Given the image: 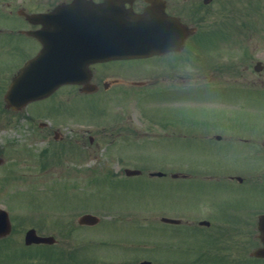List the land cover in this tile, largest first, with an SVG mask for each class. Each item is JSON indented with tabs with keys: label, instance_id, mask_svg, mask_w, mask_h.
Listing matches in <instances>:
<instances>
[{
	"label": "rangeland",
	"instance_id": "rangeland-1",
	"mask_svg": "<svg viewBox=\"0 0 264 264\" xmlns=\"http://www.w3.org/2000/svg\"><path fill=\"white\" fill-rule=\"evenodd\" d=\"M168 1L183 22L197 25L195 37L170 65L161 57L96 65L93 79L99 87L94 94L62 87L46 105L30 103L26 111L6 109L2 94L15 69L37 52L38 41L19 30L0 33V154H6L0 166V205L11 207L17 218L13 241L0 246V264H73L55 261L64 257L62 250L75 251L78 258L92 255L110 261L129 252L163 264L164 258L182 253L183 264H264L248 257L258 246L253 208H264V183L255 181L264 180V163L257 161L263 158L249 157L251 150L235 139L264 130V70L253 69L256 60L264 64V0H212L209 5L203 0ZM4 19L1 16L0 27L10 28ZM165 69L177 75L187 71L190 79L191 72L196 73L184 80L189 84L208 78L210 83L201 89L176 83L180 95H175L170 80L161 77ZM115 78L120 83L113 85ZM136 79L149 84L131 85ZM153 80L157 83L151 84ZM104 81L109 87L105 90ZM256 86L260 91H254ZM61 102L67 107L52 104ZM215 133L222 137L214 139ZM64 147L67 151L55 166L50 150ZM42 150L47 151L38 153ZM44 163L49 165L42 170ZM130 166H142L146 172L185 170L192 176L150 177L144 172L125 179L121 170ZM228 174L242 180L237 183ZM220 206L227 210L224 237L215 229L211 236L194 225L159 219L164 211L179 212L181 218L218 219L210 212ZM114 209L120 211L119 220L113 217ZM57 210L72 223H62ZM80 210H93L102 222L80 227L74 222ZM32 224L58 238L54 247L31 248L47 257L35 262L21 257L31 249L16 242ZM222 238L230 242L225 251L193 259L199 247L224 243ZM89 240H94L92 245L80 249ZM46 250L55 252L48 257Z\"/></svg>",
	"mask_w": 264,
	"mask_h": 264
},
{
	"label": "water",
	"instance_id": "water-1",
	"mask_svg": "<svg viewBox=\"0 0 264 264\" xmlns=\"http://www.w3.org/2000/svg\"><path fill=\"white\" fill-rule=\"evenodd\" d=\"M151 1L153 2V7H151L150 10L145 11L144 14L141 15L129 13L128 11H124V9L119 11L116 9L112 11V24L110 25L111 27H113L114 32L113 35H109V39H111L109 43H113L114 46L113 48L111 47L112 49L110 51H107L108 47L98 48L99 46L107 44V41L104 38H99L95 43L96 49H93L92 53L87 52L85 48H81L80 50L76 47L75 52H77V54L75 55V59L70 58L69 62L66 60L67 58L65 57V55L69 54V51L64 49V47L69 46V44L72 42H76V40L73 39L74 36H69V34H71V32H74V35H76L77 33L85 31V29L91 30L85 27L84 23H90V19H92V16H99L98 14L100 13L102 8L101 5H82L83 8L79 9H82L83 12H79V14H77L78 10L77 12H74L73 9H68L67 11V9L63 8L64 6H60L57 7V9L50 14H38L36 17L31 16L30 19L34 22L44 21L48 24L43 27L44 29H42V32H36L38 39L41 40L43 45L41 49L42 53L39 54L35 59L30 60L27 63V66L20 71V74H18L13 81V84L17 86V88L15 89V96H18L17 98H15L14 101H17L18 103H23L29 98L34 97V95H37V92L44 88V86H48L50 85V83L60 82L61 80L65 79L63 77L68 75L66 74L68 71H66V69L64 68L65 63H69V71H72L73 73L75 69L81 68L83 66V63L92 61V59L95 58L94 55H102L104 53L106 55L109 54V56L111 57H124L129 55H135L136 52L142 51L143 47L140 46L136 41L137 38L139 39L137 32L130 31V27L131 25H133L134 22L140 21L144 24H148L150 22L158 23L157 20H160L162 21V25L165 24V29H167V26H171L175 29L177 33V44L181 43L183 38L188 34V29L186 28V26L180 24L178 21L168 16H165L162 10H158L156 6V1ZM111 5V8H113L114 5L112 3ZM117 5L121 7L122 4ZM105 9L106 11L108 10L107 7ZM63 12H70L74 14L72 15L74 16V21L71 23L61 22L60 19L63 18ZM77 15L79 16V18L76 20V18L78 17ZM159 36L160 32L156 33L152 37L148 36V38L150 40L155 41L157 38H159ZM143 40H145V38H143L141 41ZM148 49L149 53H157V51H161V49L159 47H156L155 45L150 46ZM62 51L65 53V55H63ZM54 65L56 67L53 69L52 67ZM18 93L24 95L25 97L18 95ZM18 103H15L14 105H18ZM1 215H4V217L6 216V219L3 221L2 228H0V233L9 229L7 215L5 214V212L3 213L2 210L0 211V217ZM81 220L86 222L94 221V219L91 217L82 218ZM25 236L26 242L48 240L47 237L43 238L39 237L38 235H35L33 230L27 231ZM261 236L262 241L264 242V230ZM256 254L264 256V248L256 251Z\"/></svg>",
	"mask_w": 264,
	"mask_h": 264
},
{
	"label": "flooded vegetation",
	"instance_id": "flooded-vegetation-1",
	"mask_svg": "<svg viewBox=\"0 0 264 264\" xmlns=\"http://www.w3.org/2000/svg\"><path fill=\"white\" fill-rule=\"evenodd\" d=\"M72 0H7L5 2V7L8 8V12L17 20L14 21V23H17V25L20 26H28V27H36L39 26V24H32L30 23L27 18H25L22 14H19V12H46L47 10H50L54 7L57 6V4H68L69 2H71ZM94 1H101V0H94ZM164 1V7H165V11L168 12L171 15H176L175 12L171 9L172 3L168 0H162ZM197 1V0H196ZM148 4V2H146L145 0H132V8L135 11H141L144 9V7ZM95 65H92V68H94ZM170 75H174V73L171 72ZM179 137V136H177ZM261 145H263L264 147V139L261 142ZM248 148H252L255 149L256 147H258V145L256 144H250L247 146ZM254 151V150H252ZM211 219V218H210ZM212 220V219H211ZM258 218H256V222H257ZM199 219L197 221V224L202 227V225L199 223ZM227 221L225 220V218H221L219 220H216L213 224V226H215L214 228H210L209 231H206L207 235H211L213 236V230L215 229V231L217 230L223 237L224 235H226V229H227ZM255 230L258 229V225L255 223ZM205 227L209 228L211 227L210 222L208 223V225H206ZM28 227L24 228L23 230V234L25 232V230ZM258 235V230L257 232H255V234H253V236H257ZM258 238V244H260V240L259 237ZM224 241V238H223ZM225 241H227V239L225 238ZM229 244V243H228ZM224 243H220V245H218L219 248L212 247L214 249H217L218 251L220 250H224ZM196 250V249H195ZM210 248L205 247V248H199V250H196L194 253V258L193 259H198L199 255H201L202 257H206L207 255L210 254ZM164 261L163 264H183V254L180 253L177 257L175 258H171V257H166L163 259ZM155 261L153 259H150L148 257H139L138 255H134L126 252V254H123L122 257L118 258V259H112V261L104 259L103 257H97V256H84L82 258L79 259V262L77 264H154Z\"/></svg>",
	"mask_w": 264,
	"mask_h": 264
}]
</instances>
